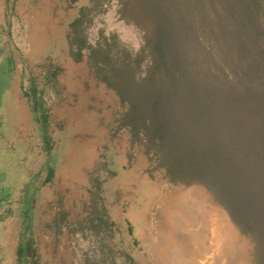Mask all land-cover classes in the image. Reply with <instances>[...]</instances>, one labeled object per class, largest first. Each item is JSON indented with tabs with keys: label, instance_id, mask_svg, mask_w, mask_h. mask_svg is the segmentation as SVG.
<instances>
[{
	"label": "rangeland",
	"instance_id": "obj_1",
	"mask_svg": "<svg viewBox=\"0 0 264 264\" xmlns=\"http://www.w3.org/2000/svg\"><path fill=\"white\" fill-rule=\"evenodd\" d=\"M90 4L0 0V264H32L28 256L18 259L30 239L37 264H101L97 237L49 227L60 200L71 226L85 217L90 173L105 181V204L116 222L109 243L131 253L135 264H259L255 241L224 204L205 185L174 183L151 165L118 128V96L86 60L70 57L69 24ZM119 8L109 2L89 39L96 44L102 34H117L139 50L143 32ZM117 264L130 263L118 257Z\"/></svg>",
	"mask_w": 264,
	"mask_h": 264
},
{
	"label": "trees",
	"instance_id": "obj_2",
	"mask_svg": "<svg viewBox=\"0 0 264 264\" xmlns=\"http://www.w3.org/2000/svg\"><path fill=\"white\" fill-rule=\"evenodd\" d=\"M111 1L80 8L67 32L70 57L86 60L118 96L116 122L131 144L170 181L210 189L255 241L264 264V0H116L122 18L143 32L139 50L117 34L90 41V27ZM90 176L85 217L71 226L60 200L49 227L97 237L101 264L118 257L135 264L131 253L111 247L116 222L105 181ZM24 256L38 263L32 239L18 250L19 262Z\"/></svg>",
	"mask_w": 264,
	"mask_h": 264
},
{
	"label": "bare ground",
	"instance_id": "obj_3",
	"mask_svg": "<svg viewBox=\"0 0 264 264\" xmlns=\"http://www.w3.org/2000/svg\"><path fill=\"white\" fill-rule=\"evenodd\" d=\"M197 191V190H196ZM195 193V192H194ZM193 194V193H192ZM196 194H197V192H196ZM202 197V196H201ZM199 199H200V197H199ZM178 200V199H177ZM180 201H178V203L176 202V203H174V204H177V205H179L180 203H179ZM204 203V202H203ZM172 206V205H171ZM186 206V205H185ZM178 207V206H177ZM204 207V206H203ZM184 208V207H183ZM155 209V208H154ZM181 209V208H180ZM205 209V208H204ZM184 210H186L185 208H184ZM172 211V210H171ZM171 211H169V212H171ZM174 211V210H173ZM180 211H182V210H180ZM193 212V211H192ZM177 213H179V212H177ZM182 215H183V213H182ZM185 215H187L186 213H185ZM181 216V215H180ZM187 217H189V216H186L185 218H187ZM188 219V218H187ZM220 221H222L221 219H220V217H218V218H216V223L217 224H222V222H220ZM227 227H228V225H225L224 226V228L225 229H227ZM172 228V227H171ZM228 228H230V227H228ZM228 230V229H227ZM230 231H231V235L233 236V237H235V233L232 231V229L230 228ZM160 232V231H159ZM175 234V233H174ZM185 235V234H184ZM183 235V236H184ZM176 236V235H175ZM179 236V235H178ZM177 236V237H178ZM170 237H171V235H170ZM167 238H169V236L167 237ZM172 238V237H171ZM181 238H182V236H181ZM180 238V239H181ZM178 239H179V237H178ZM183 241V240H182ZM186 242L188 241V240H185ZM190 241V240H189ZM186 242H184L185 244H186ZM166 243H168V241H166ZM169 243H170V240H169ZM175 243V242H174ZM188 244H189V242H187ZM171 244H173V241H172V243ZM176 244V243H175ZM178 244V243H177ZM180 244V243H179ZM175 246V245H174ZM188 246H190V245H188ZM177 247H179V246H177ZM182 247V246H181ZM185 247H187V245L185 246ZM191 247V246H190ZM189 247V248H190ZM166 248H167V246H166ZM147 249V248H146ZM184 249V248H183ZM150 250H151V248H150ZM182 252H184L182 249H180ZM187 250H189V249H187ZM179 250H177V252H178ZM181 251H179V255H180V253H181ZM185 253V252H184ZM191 253V252H190ZM152 255V254H151ZM158 255V254H157ZM161 255V254H160ZM166 255V254H165ZM182 256H184L183 255V253H182ZM186 256V255H185ZM152 257H153V255H152ZM181 256H179V258H180ZM154 258V257H153ZM171 258V257H170ZM188 258H189V256H188ZM161 259H165V258H161ZM167 259V258H166ZM181 260V259H180ZM184 260V259H183ZM164 262V261H163ZM180 262V261H179ZM164 264V263H163ZM165 264H167V263H165Z\"/></svg>",
	"mask_w": 264,
	"mask_h": 264
}]
</instances>
